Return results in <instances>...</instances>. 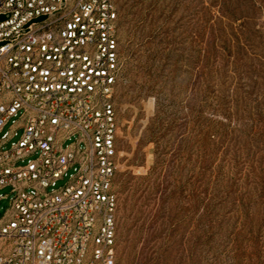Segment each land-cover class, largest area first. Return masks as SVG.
Here are the masks:
<instances>
[{
	"label": "rangeland",
	"instance_id": "374dc122",
	"mask_svg": "<svg viewBox=\"0 0 264 264\" xmlns=\"http://www.w3.org/2000/svg\"><path fill=\"white\" fill-rule=\"evenodd\" d=\"M115 2L117 264H264V0Z\"/></svg>",
	"mask_w": 264,
	"mask_h": 264
},
{
	"label": "built area",
	"instance_id": "2783aa9c",
	"mask_svg": "<svg viewBox=\"0 0 264 264\" xmlns=\"http://www.w3.org/2000/svg\"><path fill=\"white\" fill-rule=\"evenodd\" d=\"M1 16L0 264H117V4L0 0Z\"/></svg>",
	"mask_w": 264,
	"mask_h": 264
}]
</instances>
